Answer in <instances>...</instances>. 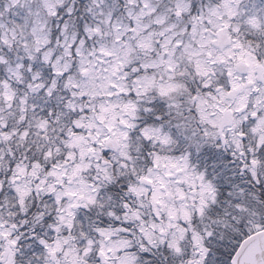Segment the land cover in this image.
<instances>
[{"label":"snow or ice","instance_id":"6c2138e0","mask_svg":"<svg viewBox=\"0 0 264 264\" xmlns=\"http://www.w3.org/2000/svg\"><path fill=\"white\" fill-rule=\"evenodd\" d=\"M0 264H264V0H0Z\"/></svg>","mask_w":264,"mask_h":264}]
</instances>
